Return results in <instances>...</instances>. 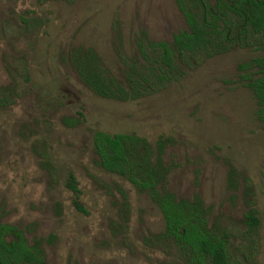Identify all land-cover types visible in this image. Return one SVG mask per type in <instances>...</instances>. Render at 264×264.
I'll return each mask as SVG.
<instances>
[{"label":"rangeland","instance_id":"rangeland-1","mask_svg":"<svg viewBox=\"0 0 264 264\" xmlns=\"http://www.w3.org/2000/svg\"><path fill=\"white\" fill-rule=\"evenodd\" d=\"M186 30L178 0H0V213L46 264H189L162 236L150 196L101 167L97 131L163 139L167 189L201 198L232 261L264 264V123L238 82L239 64L264 48L232 29L219 43L227 51L177 55L162 82L150 43L173 44ZM81 48L94 49L129 96L85 85L70 57Z\"/></svg>","mask_w":264,"mask_h":264},{"label":"trees","instance_id":"trees-1","mask_svg":"<svg viewBox=\"0 0 264 264\" xmlns=\"http://www.w3.org/2000/svg\"><path fill=\"white\" fill-rule=\"evenodd\" d=\"M212 1L178 0L188 30L175 35L173 44L165 41L150 43L151 50L160 57L159 68L155 70L162 82L169 80L167 73L174 69L177 55L227 51L229 47H221L223 44L219 43L232 29L238 33L237 38L257 36L264 48V0H214V4ZM233 17L238 21H233ZM221 23L225 25L223 29ZM142 55H145L144 50ZM70 57L79 78L99 96L107 99L129 96L126 86L111 75L94 49H75ZM128 82L130 88L135 84L133 79L125 83ZM238 82L252 92L257 119L264 123V57L239 64ZM94 146L103 169L126 178L159 207L165 220L162 236L174 242L189 264H238L232 261L228 234H220L216 226L210 224V209L204 206L201 198L178 199L167 189L168 168L164 164L166 146L163 139L154 146L135 133L97 131ZM68 187L80 195L74 175H71ZM75 206L87 214L80 203L76 202ZM247 221L251 227L259 224L253 213L248 215ZM0 264H46L40 246H31L23 231L2 221L1 213Z\"/></svg>","mask_w":264,"mask_h":264}]
</instances>
